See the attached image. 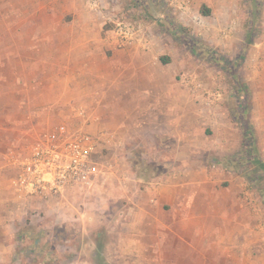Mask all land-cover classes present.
<instances>
[{"label":"rangeland","instance_id":"374dc122","mask_svg":"<svg viewBox=\"0 0 264 264\" xmlns=\"http://www.w3.org/2000/svg\"><path fill=\"white\" fill-rule=\"evenodd\" d=\"M73 11L94 15L99 27L95 23L91 33L99 39H107L114 27L111 20L123 21L145 28L156 47L158 66L150 61L149 67L125 65L115 72L120 81L110 87L117 96L111 101L118 105L104 106L107 87L95 82L86 90L85 83L76 80L73 93L92 96L67 98L72 107L50 109L52 89L47 87L41 100L33 88L38 82L21 77L20 61L37 58V41L45 40L40 51L52 59L59 51L53 40L68 43L75 35L70 28ZM43 23L50 31L41 35L37 26ZM54 25L57 32L52 31ZM67 46L61 49L62 57L76 56ZM13 63L19 64L15 70ZM101 64L105 71L107 63ZM134 73L138 78L131 80ZM153 73L164 76L162 82L172 77L176 91L174 98L159 97L163 102L154 111L153 81L148 80ZM191 76L216 94L213 105H207L206 91L186 99L182 79ZM125 82L124 89H136L138 95L119 89L118 83ZM61 127L95 138L104 175L84 192L19 200L11 187L15 159L28 156L44 134ZM254 144L261 163L255 160ZM261 164L264 0H102L100 13L88 9L85 0H0V217L9 219L8 233L14 236L12 251L3 253L1 248L0 264H127L136 259L121 257L122 250L153 248L154 255L171 245L180 247L182 242L163 237L162 223L171 208L156 198L177 180H184L187 197L193 189L199 193L187 222L201 216L199 222L209 231L210 203L222 210L218 200L236 195L238 205L232 203L242 205L236 214L248 223V230L251 225L255 250L264 254ZM150 218L156 222L153 226L143 221ZM222 241L219 235L217 247L225 246ZM146 259L141 262L147 264ZM182 261L177 258V264Z\"/></svg>","mask_w":264,"mask_h":264},{"label":"crops","instance_id":"0c3cea01","mask_svg":"<svg viewBox=\"0 0 264 264\" xmlns=\"http://www.w3.org/2000/svg\"><path fill=\"white\" fill-rule=\"evenodd\" d=\"M39 16L42 17L41 15ZM73 21L74 22L70 28H74L72 31L75 35L68 43L62 42L58 39L53 40L52 44L55 45L56 49H59L54 58L47 59L44 56V53L40 51V49L46 45L45 40L42 39V41H37L36 45H34L37 46L39 50L37 51V58L33 56L34 59L30 60L29 58L31 56H28L22 58L20 61V65L22 67L21 77L25 75L28 81L38 82L37 85H34L33 87L37 89L38 98L41 97V100L42 98H45L47 87L48 89H52L54 92L52 95H49L52 99L48 104L50 109L64 110L72 107L73 105H69L64 101L65 99L67 100V98L70 99L74 96H92L91 93L88 94V92L84 95L81 93H73L72 89L76 80L84 82V88H86V90L88 89V86H91L95 82L97 84L100 83V87L102 89L107 87L108 92H105L102 95L103 100H108V104L104 103V106L111 107V105H118L117 102L113 104L114 101H111L113 98H117V96L114 92H112L110 87L115 85V81H120L119 78L117 79L118 74L115 72L124 68L125 65L131 67L133 66L138 69H141L142 66L149 67L150 61L153 67L158 66V59L153 58L156 51V47L153 43L148 51L142 50L140 47L126 50H115L105 39H99L94 36L95 34L91 33L96 27L95 23H97V21L95 22V17L92 13L88 11H73ZM47 26L48 25L45 23L39 24L37 26V32L41 35L45 34L47 31H50ZM53 27L52 31L57 32L54 30L56 26L54 25ZM92 35L93 37H91ZM66 45H69L67 46L68 48L76 50V56L71 52V56L67 58L62 57L63 54L61 49ZM30 48L31 46H23V49ZM107 53L111 54V58L106 56ZM95 56L99 57V60L94 61L93 58H95ZM102 62L107 63L105 71L101 68ZM98 64H100L101 69L98 67ZM18 67V63H13L14 70ZM137 75L134 73L131 80L137 79ZM163 77L161 76V78H159L158 75L153 73V77L150 76L148 78V80H150L149 82L153 81V111L155 110V106H161L163 102L159 99V97L171 99L174 98L173 94L176 93L173 88L174 84L171 80L172 77H170L169 80L165 77L164 82H162L161 79ZM128 82H125L123 85L118 83L121 87L119 89L125 91V93L130 96L138 95L136 89L128 91L124 89ZM184 93L187 96L186 99H188V94L190 95L191 92L186 85ZM62 97H64V99H62ZM116 110H118V108ZM163 110L164 112L166 111L165 108ZM223 173L225 172L223 171ZM179 181L177 180L176 183H173L166 189L159 191L156 198L159 202L167 203L170 206L171 216H174L175 212L178 214H175L176 216L174 217L170 216L169 218H166V221L162 223L165 225L164 230H166L163 234L165 241H180L182 242V245L177 248H174V245H171L167 252L162 253L160 251H156L157 254L154 253V255L153 248L147 250H122L121 257H133L136 259L134 261L135 263L132 260V263L128 262L127 264H143L141 262L142 257L145 259L147 258L145 261L147 264H177V258L183 259L182 264H264V254L260 255L258 250H255L256 248L253 243L254 237L251 231V225L248 230V223L241 218L239 219L236 214L237 210L241 211L242 209V205L236 206L238 205V198L236 195H233V198H229L228 200L224 197L218 200L222 210H218L216 207H213V202L210 203L211 207H209V217L211 218V222L209 226L211 229L209 231V229H204L202 224L199 222L201 221V216H193V218L197 219V221L191 220L192 222H187L186 217L191 216V203L193 200L198 198L199 193L197 189H193L194 193L191 194L190 197H187L184 192V180ZM11 187L13 190V186ZM158 190H161V188H158ZM5 193L6 195H10L8 189ZM13 194L16 196L14 190ZM1 197L2 191L0 188V201ZM232 201L233 203H236V205L233 204ZM7 221H9V219L0 217V225L5 226L0 228V250L2 251L1 248L5 247V250L2 251L3 253L13 250L12 241L14 236L11 233H8L10 225L7 224ZM143 221L145 224L150 223L152 226L156 224V222H154L151 218L149 221ZM233 229H235V231ZM218 234L221 239H223L222 242L226 243L225 246L217 247L215 241L219 238ZM151 239L153 240V237ZM238 240L241 241V244L236 243ZM3 241L4 245H2ZM206 241H209V243L207 244ZM235 246H239L240 250Z\"/></svg>","mask_w":264,"mask_h":264},{"label":"built area","instance_id":"2783aa9c","mask_svg":"<svg viewBox=\"0 0 264 264\" xmlns=\"http://www.w3.org/2000/svg\"><path fill=\"white\" fill-rule=\"evenodd\" d=\"M85 1L88 9L101 12L102 0ZM111 21L114 27L108 32L106 41L112 48L126 50L140 47L145 51L150 50L152 41L145 28L123 21ZM182 80L195 97L207 92L203 82L192 76ZM207 93L206 103L213 105L217 96ZM98 155V143L91 135L72 134L62 127L55 129L44 134L28 156L15 159L13 190L19 200L48 199L69 190H90L104 175Z\"/></svg>","mask_w":264,"mask_h":264},{"label":"trees","instance_id":"16d2710c","mask_svg":"<svg viewBox=\"0 0 264 264\" xmlns=\"http://www.w3.org/2000/svg\"><path fill=\"white\" fill-rule=\"evenodd\" d=\"M206 13V15H208V11L207 12H205ZM163 62H165V63H167V60L165 59V60H163ZM250 133H251V131H250ZM252 134V133H251ZM253 151H255V157H256V161H258L257 163H261L260 162V160L258 159L259 157H258V154H257V151H256V146H255V144H254V147H253ZM262 165V167H263V169H264V164H261ZM102 259V258H101ZM100 264H107V262H105L104 260H101L100 261Z\"/></svg>","mask_w":264,"mask_h":264}]
</instances>
